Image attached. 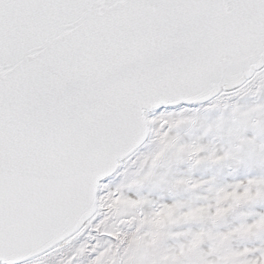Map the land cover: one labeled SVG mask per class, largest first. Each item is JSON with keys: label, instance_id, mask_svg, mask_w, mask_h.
<instances>
[{"label": "snow or ice", "instance_id": "obj_1", "mask_svg": "<svg viewBox=\"0 0 264 264\" xmlns=\"http://www.w3.org/2000/svg\"><path fill=\"white\" fill-rule=\"evenodd\" d=\"M0 264H264V0H0Z\"/></svg>", "mask_w": 264, "mask_h": 264}]
</instances>
